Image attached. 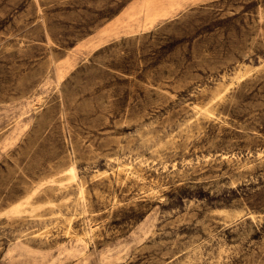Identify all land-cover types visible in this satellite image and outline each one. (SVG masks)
<instances>
[{
    "label": "rangeland",
    "instance_id": "374dc122",
    "mask_svg": "<svg viewBox=\"0 0 264 264\" xmlns=\"http://www.w3.org/2000/svg\"><path fill=\"white\" fill-rule=\"evenodd\" d=\"M146 1L0 0V264H264V0Z\"/></svg>",
    "mask_w": 264,
    "mask_h": 264
},
{
    "label": "bare ground",
    "instance_id": "6f19581e",
    "mask_svg": "<svg viewBox=\"0 0 264 264\" xmlns=\"http://www.w3.org/2000/svg\"><path fill=\"white\" fill-rule=\"evenodd\" d=\"M159 4V0H148L146 1V3L144 4V8L146 9V15L150 16L151 18L158 15L160 12L157 10V6ZM167 11V10H165ZM126 164V163H125ZM128 164V163H127ZM122 165V164H121ZM124 165V164H123ZM133 168V167H132ZM129 169V168H128ZM120 170V168H119ZM123 171V170H122ZM133 171V169H132ZM136 172V171H135ZM139 175V173H138ZM142 178V177H141ZM81 191H82V186H81ZM68 219V218H67ZM88 231V230H87ZM93 233V232H92ZM83 234V233H82ZM83 238H81L80 240H82Z\"/></svg>",
    "mask_w": 264,
    "mask_h": 264
}]
</instances>
